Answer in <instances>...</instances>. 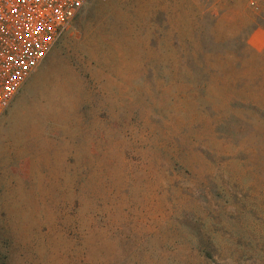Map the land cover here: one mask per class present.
<instances>
[{
	"label": "rangeland",
	"instance_id": "obj_1",
	"mask_svg": "<svg viewBox=\"0 0 264 264\" xmlns=\"http://www.w3.org/2000/svg\"><path fill=\"white\" fill-rule=\"evenodd\" d=\"M258 27L264 0H90L0 138V264H264Z\"/></svg>",
	"mask_w": 264,
	"mask_h": 264
},
{
	"label": "built area",
	"instance_id": "obj_2",
	"mask_svg": "<svg viewBox=\"0 0 264 264\" xmlns=\"http://www.w3.org/2000/svg\"><path fill=\"white\" fill-rule=\"evenodd\" d=\"M90 0H0V120Z\"/></svg>",
	"mask_w": 264,
	"mask_h": 264
},
{
	"label": "crops",
	"instance_id": "obj_3",
	"mask_svg": "<svg viewBox=\"0 0 264 264\" xmlns=\"http://www.w3.org/2000/svg\"><path fill=\"white\" fill-rule=\"evenodd\" d=\"M249 44L253 46L257 50L264 49V28L258 27L256 30H254L251 35L249 36ZM55 48V47H54ZM54 50V49H53ZM52 50V51H53ZM52 51L49 53V55L46 57V59L43 61V63L38 67V69L35 71L31 79L39 72L40 67L46 62L47 58L51 55ZM30 79V80H31ZM29 82V81H28ZM28 86V83L25 85V87ZM24 87V88H25ZM24 90V89H23ZM19 97L17 100L11 105L10 109L7 111V113L2 117L0 120V138L5 135V126L13 119L14 117V106L16 105Z\"/></svg>",
	"mask_w": 264,
	"mask_h": 264
}]
</instances>
